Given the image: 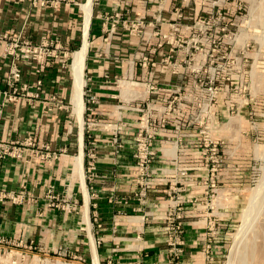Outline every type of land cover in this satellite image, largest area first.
I'll use <instances>...</instances> for the list:
<instances>
[{
    "label": "rangeland",
    "instance_id": "374dc122",
    "mask_svg": "<svg viewBox=\"0 0 264 264\" xmlns=\"http://www.w3.org/2000/svg\"><path fill=\"white\" fill-rule=\"evenodd\" d=\"M188 1L189 12L184 23V25L187 24L189 32L184 43L188 47V56L183 72L185 83L182 85L183 92L185 91V99L182 101L185 109L182 113L181 124L176 123L177 128L178 126L180 128L173 132L174 136L170 139L172 143L166 147V151L174 155L176 145L181 150L178 155L181 161L176 162V168L172 167L171 173L169 172L173 179H175L174 175H177L178 181H169L166 191L156 190L159 189L158 185L161 182L158 180L159 176H156L158 170L152 165L158 155L154 148L157 139H159L158 135L151 146L154 151L153 158L147 159L140 156L147 145L143 137L147 130L150 132L152 128L150 123L153 120L150 118H156L150 108L151 104H146L150 103L148 95L156 88L150 79L151 75L148 73L146 78L139 76L140 78L137 79L138 73H135L137 68L149 70L147 66H149V50L152 40L149 38L151 25L148 24L150 19H148L147 12L150 11L148 7L151 4L148 5L146 2L147 8L143 9V6H140L139 20L134 18L132 25L131 18H128L123 24L124 32L131 33L134 29V33H139V48L134 51L133 55L131 49L127 51V55H124V72L118 74L116 78H110L113 82L110 83L112 89L109 90L108 95L102 97L100 101L97 100L95 95L89 94L90 91L86 92L87 87L84 82L82 97L84 108L81 121L73 110L74 74L72 65L74 53L81 50L84 43H86V47L88 46L85 36L82 46L80 48L77 46V50L68 41H32L19 35L9 37L4 42L5 44H1L0 49L4 56L12 54L9 70L2 78L7 86L2 90L4 96L9 100L42 99L44 102L50 103L46 106L47 108L55 105L58 112L54 113L55 116L54 114L50 116L51 120H49V116H45L43 119L41 124L44 125L40 127V130L43 131L42 137L38 135L35 139L34 136H27L12 144L2 141L0 144L7 143L11 147L15 146L22 150V153L26 147H30L34 151L30 150L26 154L29 156L28 160L35 158L45 167L47 162L68 154L69 151L66 147H62L58 151H51L50 143L59 139L55 135L56 132L59 136H65L69 131L74 145L78 146L80 141L81 146L83 142L87 146L86 166L89 170L85 169V172L83 170L84 186L81 185L82 191L77 183L72 191L69 190L68 185L58 186V184L50 182L41 195L37 196L30 192L25 184H20L16 190H8L5 186L0 185V198L3 197L0 200V207L9 202L27 211L32 210L34 213L32 219L40 218L42 223L47 212L55 214L57 212L64 214L79 212L82 219L83 211L86 215L90 209L94 211L97 208L95 205L97 192L90 184L94 177L97 157H100L99 148L111 144L116 148L119 147V150L123 148L122 151L124 150L126 156L132 158L136 173L134 175L136 187L133 192L118 195L114 197L117 199H113V201L135 199L140 201V206H145L150 191L155 190L157 193L165 195L163 205L159 207V204L155 203L146 210L152 214L159 213L157 215L168 227L174 224H180L181 227L156 228L155 233L158 239L155 249L152 250L158 255L161 254L160 257L158 256L160 261L158 262L156 258L155 263L146 261L138 264H227L229 253L235 243V235L242 223V213L248 206L253 190L256 189L264 174V43L260 42L264 36V28L255 17L257 10L251 12V0ZM110 15L108 12L107 16ZM243 24L247 25L245 30H243ZM237 35L247 38L243 45L236 41L235 36ZM1 41L3 39H0V43ZM25 53L38 60L41 65L39 72L42 73L46 72V67L51 64V58L58 60L61 68V80H63L60 88L50 87V83H45L43 77L38 78L34 88L28 82L19 83L22 75L15 61L22 59L21 55ZM15 68L18 69V77L11 74V70ZM83 77L85 80L84 74ZM138 81L145 82V84H138ZM161 84L166 83L162 82ZM239 95H247V114L251 117V121L255 122L253 123L255 129L251 132L250 123L245 122L241 116L231 117L225 125L223 123L227 120H221V110L224 107L231 104L230 112L238 108L237 105H240L237 100ZM139 100L140 110L137 105H133ZM218 101L221 103L220 106H218ZM143 103L144 105L141 106ZM69 122L70 129H68ZM139 129L142 130L141 136H139ZM214 145H216V150L211 149ZM139 157L143 159L141 165ZM74 173L81 184L78 169H74ZM186 178L189 179L186 186L192 189L187 191L185 196L178 195L176 198L170 199L182 191L179 190L178 182ZM196 178L200 182H196ZM261 205H264V200H259L256 211L252 216L248 215L247 220V239L256 238L258 242L255 239L254 242L256 241L255 244L259 245V247L257 245V252H260L258 249L264 245L262 238L264 235V209L258 211ZM184 212L207 216V220H204V227L197 228L201 232L196 234L194 232V235L188 236L187 228L183 226ZM258 226L259 228L263 226L260 228L261 232L253 231L254 229L258 230L256 228ZM13 229L17 230L15 236L5 232L0 233V264H56L57 260L64 264L93 263L92 253L94 248L96 251V247L95 244L94 247L91 244L93 247L91 253L89 234L87 236L85 228H76L75 231H71L72 235L76 234L74 239L79 243L74 240L64 247L54 248H47L36 243L35 232L28 234L30 228ZM35 229L33 228L34 231ZM49 229L57 230L58 228ZM93 232L94 230H92ZM106 232H109L107 233L108 238L118 237L121 246L127 247L128 244H131V241L121 240V237H126L125 232L120 234H117L116 230ZM99 235L102 236V231H99ZM71 246H79V248L76 250ZM96 255L98 264L123 263L119 259L121 250L117 248L113 253L114 257L108 258L107 261L103 262L100 256L98 257L97 251ZM235 264L241 263L236 261ZM258 264H264V262Z\"/></svg>",
    "mask_w": 264,
    "mask_h": 264
},
{
    "label": "crops",
    "instance_id": "0c3cea01",
    "mask_svg": "<svg viewBox=\"0 0 264 264\" xmlns=\"http://www.w3.org/2000/svg\"><path fill=\"white\" fill-rule=\"evenodd\" d=\"M88 1L0 0V39H3L0 46L7 38L19 35L32 41H68L73 48L76 49L77 46L80 48L86 31L83 5ZM90 2L92 3L87 27L88 46L84 76L85 86L87 87L86 92L90 91L89 94L95 95L99 101L102 97L107 96L109 90L112 89L110 83L113 81L110 78H116L118 74L120 75L124 72V55L128 54L127 51L131 49L133 55L134 51L139 48V33H134V29L131 33L124 32L123 24L128 18H131V24L133 25L134 18L136 20L140 18V6L142 5L143 9H145L147 8L146 2H148V5L151 4L148 7L150 11L147 12L149 15L148 19H150L148 24L151 25L149 38L152 40L148 62L150 67L147 66L148 71H145L144 68H137L135 73H138L137 79L140 78L139 76L146 78V74L150 73V79H152V84L156 88L148 95L150 103L146 104H151L150 108L156 119L165 120L158 134L159 139L155 143L156 147L154 148L158 155L152 165L158 170L156 176H159L158 180L161 182L158 185L159 189L156 190L164 191L169 186V181H178L177 175H174L175 179L170 177V171L172 167L176 168V162L181 161L178 156L181 150L178 149L177 145L175 155L168 153L166 147L172 143L170 139L174 136L173 132L180 128V126L177 128L176 123L179 122L181 124L182 113L185 109V105L182 102L185 99V91L183 92L182 85L185 83L183 72L187 62L188 47L184 43L189 32L187 31V24L184 25V23L189 12L187 8L189 1L90 0ZM108 12H110V16H107ZM243 26V30H245L247 25L243 24ZM235 37L236 41L242 45L247 39L241 35ZM33 57L25 53L21 55L22 59L15 61L22 75L19 83L28 82L34 88V85L39 80L38 78L43 77L45 78V83H50V87L60 88L63 80H61V68L57 62L58 60L51 58V64L46 67V72L42 73L39 72L41 65ZM14 58L16 57L14 56ZM11 60L12 54L4 56L0 49V141L10 144L16 140L21 141L27 136H34L35 139L38 135L42 137L43 131L40 130V127L44 125L41 124L43 119H45V116H49L48 118L51 120L50 116L58 112L55 109V105L47 108L46 106L50 103L44 102L42 99L19 98L17 100H9L4 96L2 90L6 89L7 86L2 78L4 75L6 76ZM162 82L166 84H161ZM137 83L145 84V82L139 81ZM86 95L88 94L86 93ZM86 100L88 101V99ZM237 100H239L240 105L235 108L236 113L234 110L230 112V104L221 110V120H227L223 123L225 125L230 121L231 117L241 116L245 119V122L250 123L251 132L255 129L253 125L255 122L251 121V117L247 114V95H239ZM172 101L177 108L169 111L166 105H173ZM133 105H137L138 110L141 109L140 100L135 104L133 103ZM143 105L144 103L141 106ZM177 114L178 117H176ZM68 124V129H70V122ZM66 133L67 135L65 136H59L57 132L55 133L59 139L50 143V150L58 151L62 147H66L69 151L68 154L61 155L57 159L47 162L45 167L35 158L28 160L29 156H26V154L30 150L34 151L30 147H26L20 157L2 158L0 161V185L5 186L8 190H16L20 184H25L30 192L37 196L41 195V192L50 182L58 184V186L68 185L69 190L72 191L77 183L81 189L80 180L74 173V169L76 158L81 151L83 170L85 172V169H88L86 166L87 146L84 145V142L81 146L80 141L78 146L74 145L69 136L70 132L67 131ZM83 134L84 132L82 131ZM230 134L232 136L231 132ZM122 149L119 150V147L116 148V146L110 144L101 146L98 150L100 157H97L94 177L90 184L97 192L95 195L97 208L94 211L89 208L90 212H88L90 233L93 236L98 257L100 256L103 262L107 261L108 258L114 257L113 253H115L116 248L121 250L119 259L125 264H138L146 261L147 263H155L156 258L159 262L161 254L158 255L152 250L155 249L158 239L155 229L169 227L159 218L160 216L157 215L159 213L152 214L146 209H149L155 203L159 204V207L162 206L165 195L157 193L155 190L150 191L145 206H140V201L135 199L113 201V199H117L114 197L133 192L136 187L134 162L131 157L126 156ZM188 180L186 178L178 182L179 190L182 191L170 199H174L178 195L182 197L187 191L192 189L186 186ZM195 181L200 182L197 178ZM86 188L89 194L87 184ZM191 192L193 191L191 190ZM167 201L170 200L167 199ZM33 214L32 210L27 211L9 202L2 204L0 207V233L5 232L15 236L17 230L13 228H30L28 234L35 232V242L47 248L64 247L68 243L73 242L76 234L72 235L71 231H75L76 228H85L88 236L84 211L82 219L79 212L69 214L47 212L46 217L43 218V223L40 222V218L33 220ZM160 215H162L161 212ZM183 216V226L187 228L188 236L194 235V232L195 234L201 232L197 228H203L204 222L207 220L205 214H187L184 212ZM80 224H83V226H80ZM33 228H36L35 231ZM92 230H94L93 233ZM110 230H116L117 234L125 232L126 237H121V240L131 241V244L124 247L119 244L118 237L108 238L107 233L109 232L106 231ZM99 231H102V236H98ZM130 233L134 234L130 236ZM75 241L79 243L78 240ZM88 241L90 244L89 236ZM71 248L77 250L79 246H71ZM90 249L92 253L91 244Z\"/></svg>",
    "mask_w": 264,
    "mask_h": 264
},
{
    "label": "bare ground",
    "instance_id": "6f19581e",
    "mask_svg": "<svg viewBox=\"0 0 264 264\" xmlns=\"http://www.w3.org/2000/svg\"><path fill=\"white\" fill-rule=\"evenodd\" d=\"M91 3L90 0L83 5V9L85 10V27L87 30L89 18L91 15ZM257 10L256 19L257 22L261 25L262 28H264V0H259L256 2L255 0H251V12ZM264 32V31H263ZM85 34V41L86 39ZM260 42L264 43V36L260 39ZM87 47L86 43L83 44V47L81 50L74 53V61H73V74H74V87H73V94H72V102H73V110L76 113L77 117L82 120V112L84 108V103L82 100L83 97V86H84V67H85V57H86ZM76 167L75 169H78V172L80 174L81 179V185L84 186L83 180H84V172H83V165H82V151L80 152L79 156L76 158ZM264 174L263 178L259 182L256 189L253 190V194L250 197L249 204L245 208V210L242 213V223L239 227L238 232L235 235V243L233 245V248L231 249L229 256H228V262L227 264H235L236 261L240 262L241 264H258L259 262H264V245L258 249L260 252H257V245L255 242L257 241L256 238H248L247 239V220L248 215L252 216V214L257 209V204L259 200H264ZM84 191L85 188L83 187ZM86 202H87V194L85 195ZM264 205H261L260 208H258V211H263ZM85 222L87 223V230L89 234V240L90 244L94 247V239L90 233V223H89V216L88 213L85 215ZM262 224V223H259ZM261 226V225H260ZM264 226V225H263ZM262 226V227H263ZM260 227V228H262ZM258 230H253L255 232L260 231L261 229L256 227ZM252 231V232H253ZM251 232V233H252ZM258 234V233H257ZM261 234V233H260ZM256 236V235H255ZM261 236V235H260ZM264 235H262L263 241H264ZM258 238H260L258 236ZM247 239V240H246ZM251 239V240H250ZM254 239L256 240L254 242ZM260 241V240H259ZM258 242V241H257ZM92 247V246H91ZM92 247V248H93ZM259 247V245H258ZM93 263L92 264H98L97 255L95 248L93 250ZM56 264H64L60 260H57Z\"/></svg>",
    "mask_w": 264,
    "mask_h": 264
},
{
    "label": "built area",
    "instance_id": "2783aa9c",
    "mask_svg": "<svg viewBox=\"0 0 264 264\" xmlns=\"http://www.w3.org/2000/svg\"><path fill=\"white\" fill-rule=\"evenodd\" d=\"M11 74L14 77H18L19 72L18 69H12L11 70ZM252 99V98H251ZM212 100V99H211ZM173 105L174 102L172 101ZM169 104V103H168ZM172 104L166 105L168 110H176L177 107H175V105L173 106ZM179 105V104H178ZM231 106V105H230ZM149 117H153V116H149ZM153 120L152 123H150V126H152V128L150 129V132H148L144 135V139L146 140V147L143 150L142 154H140L141 157L143 158H147L149 159L150 157L153 158L154 156V151L151 149V146L153 145V140L156 138V136L160 133V130L162 129V123L163 119H156V118H150V120ZM147 128V127H144ZM142 135V130L139 129V136ZM212 150H216V145L213 146V148H211ZM145 154V155H144ZM22 155V150H20L19 148L15 147V146H10L9 144H0V159L5 158V157H20ZM138 160V159H137ZM143 159L139 157V164H142ZM142 193L140 192V195ZM4 196V195H3ZM5 197V196H4ZM2 198H0V200H2ZM169 228H181L180 224L177 225H170Z\"/></svg>",
    "mask_w": 264,
    "mask_h": 264
},
{
    "label": "trees",
    "instance_id": "16d2710c",
    "mask_svg": "<svg viewBox=\"0 0 264 264\" xmlns=\"http://www.w3.org/2000/svg\"><path fill=\"white\" fill-rule=\"evenodd\" d=\"M85 141H86V137H85Z\"/></svg>",
    "mask_w": 264,
    "mask_h": 264
}]
</instances>
